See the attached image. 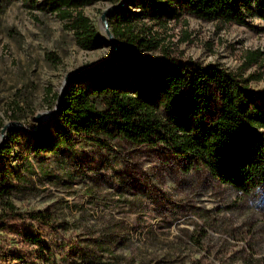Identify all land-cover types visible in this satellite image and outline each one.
Wrapping results in <instances>:
<instances>
[{"label":"rangeland","instance_id":"obj_1","mask_svg":"<svg viewBox=\"0 0 264 264\" xmlns=\"http://www.w3.org/2000/svg\"><path fill=\"white\" fill-rule=\"evenodd\" d=\"M5 3L0 6V145L13 127L25 133L0 165L20 179L14 190L18 208L26 215L39 213L40 220H3L0 264H263L264 191H237L143 147L129 153L126 164L112 151L79 140L38 155L27 133L51 117L69 72L128 57L168 53L236 72L249 52L260 51L243 75L255 76L250 86L262 93L264 18L255 14L244 25L186 14L164 25L142 21L137 28L150 27L160 48L132 50L128 56L118 52L120 43L111 40L102 20L117 5L113 0L81 9L102 42L92 50L78 43L69 21L52 12L47 0H0ZM118 4L136 10L131 0ZM18 230L38 233L45 246L24 242Z\"/></svg>","mask_w":264,"mask_h":264},{"label":"trees","instance_id":"obj_2","mask_svg":"<svg viewBox=\"0 0 264 264\" xmlns=\"http://www.w3.org/2000/svg\"><path fill=\"white\" fill-rule=\"evenodd\" d=\"M97 0H47L49 9L69 21L78 43L87 50L102 47L84 6ZM118 5L121 0H113ZM136 10L117 7L108 25L119 41L118 52H151L160 48L142 21L164 25L186 14L222 23L248 24L264 18V0H131ZM5 5L0 4L1 7ZM144 33L145 35H141ZM260 51L247 54L245 67L230 71L219 63L180 61L170 54L128 57L72 75L57 110L36 127L31 137L35 154L71 148L77 141L112 151L124 164L137 148L161 151L190 172L203 170L213 179L249 193L264 191V92H255L244 70L258 62ZM12 122L19 123L14 117ZM25 129L13 127L0 145V161L11 154ZM4 132L0 130V137ZM123 153V154H122ZM132 157V156H131ZM181 168V169H182ZM19 177L0 165V226L5 219L39 221V213L25 214L15 203ZM16 181V182H15ZM24 242L45 246L41 235L17 231ZM40 257V256H38ZM264 264V258H263Z\"/></svg>","mask_w":264,"mask_h":264},{"label":"water","instance_id":"obj_3","mask_svg":"<svg viewBox=\"0 0 264 264\" xmlns=\"http://www.w3.org/2000/svg\"><path fill=\"white\" fill-rule=\"evenodd\" d=\"M121 5H123V4H118V5H115V6L112 7V8H108V9L103 13V15H102V20H103V22H104L105 25H106L105 27H106V29H107V32H108V34H109L111 40H112L114 43L116 42V38L114 37V35H113V33H112V31H111L109 25H108V22H107V15H108L111 11L115 10L117 7H119V6H121ZM77 72H79V70L69 72V73L66 75V83H65V85H64V87H63V89H62V91L60 92V95H59V101H60L61 98H62L63 92H64V90H65V88H66V86H67V82L69 81L70 77H71L72 75L76 74ZM57 108H58V107L56 106V108L52 111V114L57 110ZM38 121L41 123V122H42V119H41L40 117H38ZM40 125H41V124H40ZM33 131H34V130H33ZM3 132H4V131H3Z\"/></svg>","mask_w":264,"mask_h":264}]
</instances>
